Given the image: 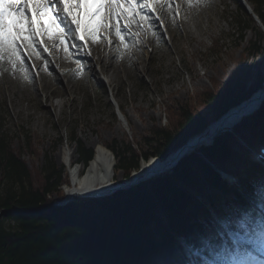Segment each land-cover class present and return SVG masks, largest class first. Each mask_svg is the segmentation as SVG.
I'll return each mask as SVG.
<instances>
[{"label":"trees","instance_id":"trees-1","mask_svg":"<svg viewBox=\"0 0 264 264\" xmlns=\"http://www.w3.org/2000/svg\"><path fill=\"white\" fill-rule=\"evenodd\" d=\"M254 1L264 24V0ZM257 29L264 41V28L257 24ZM222 48L215 41L213 49ZM253 50L264 54L256 40L245 52ZM246 53L235 59L226 79L213 77L211 87L192 93L186 103L164 102L165 125H154L141 140L112 139L115 172L129 178L141 159L163 161L258 91L264 67L248 66ZM20 132L17 147L14 136L0 132V264H210L211 258L222 263L243 248L226 227L257 236L264 225L257 206L264 203V165L252 158V148L264 143V100L171 169L111 194L77 196L65 204H55L69 180L65 166L46 154L41 169H32L22 151L34 154L35 135L25 127ZM70 138L87 166L94 148L76 129Z\"/></svg>","mask_w":264,"mask_h":264},{"label":"rangeland","instance_id":"rangeland-1","mask_svg":"<svg viewBox=\"0 0 264 264\" xmlns=\"http://www.w3.org/2000/svg\"><path fill=\"white\" fill-rule=\"evenodd\" d=\"M245 3L241 0H199L191 6L185 3L187 7L184 5L182 12L191 16L195 13L193 19L184 17L192 25V35L176 25L177 33L175 38H171L172 32L169 33V26L158 12L152 19L154 27L148 30L152 39L143 37L141 32H137L133 38L128 31L125 43L121 44L114 31L105 32L111 38H103L102 45L115 54L112 61L119 66L120 73L116 76H113V69L103 70L100 67L103 55L94 56L86 52L88 43L92 42L90 39L77 42L78 53L81 54L74 56L77 63L75 69L73 66L66 73L60 72L59 68L53 66V59L48 58L50 65L45 68V80L36 81L38 91L32 92L31 97H26L27 88L33 80L31 73L37 78L39 69L29 66L27 55L24 56L28 68L26 74L14 71L6 64L7 70L0 71V132L14 136L17 147L21 142L17 137L21 135V128L32 131L35 135L32 144L35 152L33 154L24 148L23 158L32 169H41L48 154L57 165L65 166V178L70 177L69 166L63 161L62 153L66 142L73 152L74 164L86 167L84 162L79 161L77 143L70 138L74 129L89 147L94 148V141L100 140L116 157L108 146L112 139L122 140L128 136L129 139L141 140L150 134L154 125L168 122L164 102L186 103L192 93L211 87L213 77L226 79L235 66V59L246 53L251 40L264 47V41L260 40L258 34L259 22L251 18V11L247 7L252 6L257 14L255 7L258 6L254 0ZM172 15L177 20L180 17V13L172 12ZM156 16L161 19L157 20ZM217 40L223 45L219 51L213 49ZM71 42V45L75 44ZM126 55L133 59L128 67L123 66ZM245 55L248 66L264 67V54L253 50ZM44 57L47 58L46 54ZM109 75L114 79L112 83ZM48 96L60 101L62 110L57 113V108L49 105ZM11 97L15 98V102L12 103ZM142 160L144 158L140 163ZM125 179L128 180L123 171H116V180L122 182ZM69 182L70 179L61 184L64 197L67 196L66 186ZM261 189L264 190L263 187ZM259 206L264 212V204L260 203ZM7 223L11 224V221ZM247 243L249 245L250 242ZM252 251L259 255L263 250L252 248ZM252 262L246 260V263Z\"/></svg>","mask_w":264,"mask_h":264},{"label":"snow or ice","instance_id":"snow-or-ice-1","mask_svg":"<svg viewBox=\"0 0 264 264\" xmlns=\"http://www.w3.org/2000/svg\"><path fill=\"white\" fill-rule=\"evenodd\" d=\"M186 2L191 6L199 0ZM172 3L173 0H0V71L7 70V64L12 70L26 74L25 55L39 59V48L50 52L41 36L58 41L53 46L64 52L69 51V38L96 42L104 32L111 31L124 44L132 25L152 30L158 6L160 10L179 14V5L173 8ZM136 35L133 33V38ZM103 38L107 40L106 36ZM107 42L111 44L110 40Z\"/></svg>","mask_w":264,"mask_h":264},{"label":"bare ground","instance_id":"bare-ground-1","mask_svg":"<svg viewBox=\"0 0 264 264\" xmlns=\"http://www.w3.org/2000/svg\"><path fill=\"white\" fill-rule=\"evenodd\" d=\"M176 1L173 0L172 7L176 8V5H179L178 10L180 13V17L178 18V20L177 18L173 17L172 15L173 11L169 9L160 10L158 6V11H157L159 15H161L165 19V23L169 26V33L170 31L172 32L171 38H175V33H177L176 25L185 33H188L189 35L194 34L192 30V25L189 24V20L190 18L193 19L195 17V13L193 14L194 17L193 15L191 16L190 14H187V12H185L184 14V12H182L181 9L185 8L184 5L185 3L187 4L186 0H176ZM245 1L247 2L248 0ZM184 17H186L189 20L186 21V18ZM170 18L172 20H170ZM178 21L179 24H177ZM196 25L198 28H200L199 24L196 23ZM129 32L131 34L141 32V34L142 33L144 34L143 37L148 36V38H151V35H149L147 29L140 30L137 29L135 25L131 26ZM104 36H106L107 38H111V36L109 37L108 35H105L104 32L100 40L96 42L88 43L86 52L88 51L90 52V54L94 56L103 55L100 61L101 62L100 67L103 70L113 69L115 71L113 76H116L115 74H120L118 71L119 66L117 67V65H115L112 61V58L115 56V54L112 53L110 49H107L105 45L104 46L102 45ZM42 40L44 47L49 48L50 52H44L43 48H39L38 50L42 52L40 54V58L37 59L35 56H32V58L30 59L29 66L31 68H38L40 71V75L37 76V78H35L34 74L31 73L33 80L30 83L29 88H27L28 95L26 97L30 96L32 92L35 93L38 91V89H36L35 87L37 85L36 81L40 82L41 80L42 81L45 80V76H46L45 68L46 66L48 67L50 65V63L48 62V58L53 59L54 61L53 66L59 68L60 72L66 73L67 70L71 69L73 66H74L73 69L76 68L75 64L77 63H76V59L74 60L75 58L74 56L81 54L78 53V48H77L79 46L78 43H80V41L74 38H69L67 40V46L69 49L68 52H64L61 47L53 46L54 43L58 44V41L49 40L46 36H42ZM70 41L75 42L77 47L73 48L72 45L70 44ZM44 54H46L47 58L44 57ZM123 61H124L123 66L126 65L128 67L129 63L131 64L133 62V59L128 55H126ZM109 77L112 83L114 80V79L112 80V75L111 76L109 75ZM47 84L48 83L46 82L45 85ZM47 100L49 105H53L57 108V113L59 112V110H62L61 105L63 104L60 101H54L49 96L47 97ZM263 100H264V84L250 98L242 102V104L231 108L223 118L213 121L206 129L205 134H212L215 132L219 133L222 130L232 128L242 118L253 113L260 106ZM11 101L12 103L15 102V98L11 97ZM195 140L196 138L193 137L187 143L189 142L193 143L195 142ZM93 147L95 150L94 155L92 159L89 161L88 165L85 168H83L77 164H74V156L71 147L68 144V142L64 144L62 148L63 161L69 166V176H70L69 177L70 182L66 186L67 196H65L64 198L71 196V199H73L74 197H77L81 193H98L102 191H107L110 188H112L117 182H120L116 180V172H115L116 158L111 152V150L100 140L94 141ZM175 155H176L175 153H172L168 156V158H166L163 161L160 160L158 157H150L147 160H142L139 168L133 171L131 177H129L128 180L129 181L137 180L146 174L154 173L155 171L159 170L163 165L168 164L170 161H172ZM251 255L253 256V254ZM262 264H264V261L262 262Z\"/></svg>","mask_w":264,"mask_h":264},{"label":"water","instance_id":"water-1","mask_svg":"<svg viewBox=\"0 0 264 264\" xmlns=\"http://www.w3.org/2000/svg\"><path fill=\"white\" fill-rule=\"evenodd\" d=\"M248 4V3H247ZM250 11L254 14L256 20L259 22V24L264 28V24L261 20V18L254 13L253 9L250 7V5H248ZM245 101V100H244ZM243 101V102H244ZM242 104V103H241ZM240 105V104H239ZM238 106V105H237ZM228 112V111H227ZM226 112V113H227ZM224 113L219 119L223 118L225 116ZM218 134V132L212 133V134H205V131L196 135L194 138H196L195 142L193 143H186L184 145H182L179 149H177L176 151H173L172 153H175V157L173 158L172 161H170L168 164L163 165L159 170L155 171L152 174H146L143 177H140L137 180H124L122 182H117L112 188H110L107 191H102V192H98V193H81L78 196H103V195H107V194H111L114 191L120 189V188H128L131 187L143 180L149 179L151 176L157 175L159 173L165 172L169 169H171L172 167H174L179 160L185 156L187 153L191 152L192 150H195L196 148H198L200 145H202L203 143H209L212 142L214 137ZM170 153V154H172ZM159 158V157H158ZM168 158V157H167ZM71 199V196L64 198L62 200H57L55 202V204H65L67 203L69 200ZM2 213H0L1 215Z\"/></svg>","mask_w":264,"mask_h":264}]
</instances>
